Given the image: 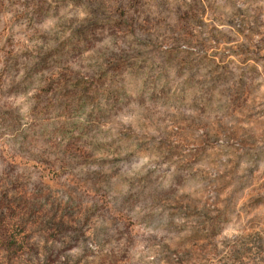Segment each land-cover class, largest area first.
Segmentation results:
<instances>
[{
    "label": "rangeland",
    "instance_id": "rangeland-1",
    "mask_svg": "<svg viewBox=\"0 0 264 264\" xmlns=\"http://www.w3.org/2000/svg\"><path fill=\"white\" fill-rule=\"evenodd\" d=\"M0 264H264V0H0Z\"/></svg>",
    "mask_w": 264,
    "mask_h": 264
}]
</instances>
